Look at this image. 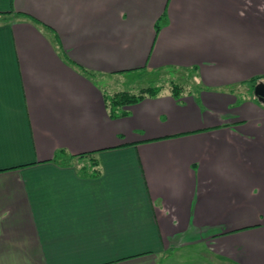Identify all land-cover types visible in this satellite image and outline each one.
<instances>
[{"label": "crops", "instance_id": "crops-1", "mask_svg": "<svg viewBox=\"0 0 264 264\" xmlns=\"http://www.w3.org/2000/svg\"><path fill=\"white\" fill-rule=\"evenodd\" d=\"M259 83L264 0H0V264H264Z\"/></svg>", "mask_w": 264, "mask_h": 264}, {"label": "rangeland", "instance_id": "rangeland-1", "mask_svg": "<svg viewBox=\"0 0 264 264\" xmlns=\"http://www.w3.org/2000/svg\"><path fill=\"white\" fill-rule=\"evenodd\" d=\"M132 72L125 73L123 77H112L108 79H102L95 76L97 82L102 87L106 88L107 94L114 95L122 91H129L131 93H138L142 88L146 87H171L172 83L179 84L182 87L193 86L194 82L192 74L194 72H179L173 69H166L157 73L146 72Z\"/></svg>", "mask_w": 264, "mask_h": 264}, {"label": "trees", "instance_id": "trees-1", "mask_svg": "<svg viewBox=\"0 0 264 264\" xmlns=\"http://www.w3.org/2000/svg\"><path fill=\"white\" fill-rule=\"evenodd\" d=\"M81 70L86 76H88L90 78H95V76H96V73L93 71H89V70H86L83 68ZM140 72H142V71H140ZM171 87H172L173 93L175 95H178L179 91L183 90V87L179 84L172 83ZM163 90H164L163 87H152L151 86V87H146V88L141 89L138 93H131L129 91H122V92L116 93L114 95L106 94L105 97H106V102H107L108 108L110 110L111 116H117L120 114L119 113L120 108L134 104L136 102H139L140 100H142L146 97L157 96Z\"/></svg>", "mask_w": 264, "mask_h": 264}, {"label": "water", "instance_id": "water-1", "mask_svg": "<svg viewBox=\"0 0 264 264\" xmlns=\"http://www.w3.org/2000/svg\"><path fill=\"white\" fill-rule=\"evenodd\" d=\"M254 92L258 100L264 103V83H259L256 85Z\"/></svg>", "mask_w": 264, "mask_h": 264}]
</instances>
